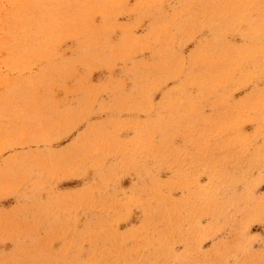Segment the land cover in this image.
Listing matches in <instances>:
<instances>
[{
  "label": "rangeland",
  "instance_id": "rangeland-1",
  "mask_svg": "<svg viewBox=\"0 0 264 264\" xmlns=\"http://www.w3.org/2000/svg\"><path fill=\"white\" fill-rule=\"evenodd\" d=\"M0 264H264V0H0Z\"/></svg>",
  "mask_w": 264,
  "mask_h": 264
}]
</instances>
